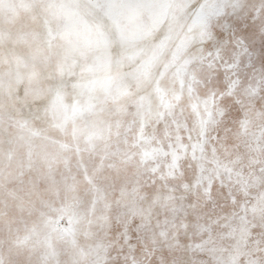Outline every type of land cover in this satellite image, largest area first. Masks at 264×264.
Segmentation results:
<instances>
[{"label": "rangeland", "instance_id": "374dc122", "mask_svg": "<svg viewBox=\"0 0 264 264\" xmlns=\"http://www.w3.org/2000/svg\"><path fill=\"white\" fill-rule=\"evenodd\" d=\"M42 2L58 5L49 24ZM78 2L0 0V264H111L124 212L148 264L158 218L211 208L208 177L213 196L221 182L242 199L254 189L237 174L261 130L218 139L225 100L194 82L168 0H124L112 18Z\"/></svg>", "mask_w": 264, "mask_h": 264}, {"label": "snow or ice", "instance_id": "6c2138e0", "mask_svg": "<svg viewBox=\"0 0 264 264\" xmlns=\"http://www.w3.org/2000/svg\"><path fill=\"white\" fill-rule=\"evenodd\" d=\"M132 6L124 0H79L67 5L77 14L98 18H112L118 9ZM57 7L46 2L35 5L37 20L51 23L50 14ZM166 7L181 22L194 82L225 100L217 122L224 136L218 139H227L229 133L236 135L241 128L247 131L249 124L259 128L264 138V0H168ZM51 79L54 81V77ZM30 107L40 105L33 103ZM237 175L240 185L254 186L248 188L243 199L223 182L220 187L227 192L218 188L213 196L212 178L208 177L205 191L210 209L207 202L190 204L194 217L191 224L188 212L183 218H158L154 231L159 240L154 235L153 248L146 253L148 264H264V150L246 177L243 173ZM197 179L204 182L203 176ZM127 217L126 212L117 217L118 222L125 223V229L117 234L122 243L111 257V264H141L137 244L131 242L127 229ZM144 227L137 225L135 230L139 233ZM181 228L185 241L179 238Z\"/></svg>", "mask_w": 264, "mask_h": 264}]
</instances>
